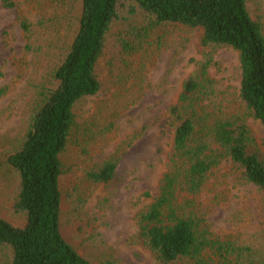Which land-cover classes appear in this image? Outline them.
Returning <instances> with one entry per match:
<instances>
[{"label":"trees","instance_id":"1","mask_svg":"<svg viewBox=\"0 0 264 264\" xmlns=\"http://www.w3.org/2000/svg\"><path fill=\"white\" fill-rule=\"evenodd\" d=\"M52 1L25 0L40 24L46 23L43 18ZM53 2L61 3V9L70 3ZM250 2L79 0L73 38L51 73L55 87L40 94L22 141L3 160L18 177L13 209L23 216L24 224L16 227L0 217L1 264H91L60 229L61 157L68 145L84 138V130L93 136L91 128L97 131L117 118L121 109L138 103L148 85V69L162 47L160 39L146 43L147 36L166 26L198 31L200 57L187 61L188 75L168 105L162 126L171 129L170 150L156 195L144 194L150 200L137 211L133 230L159 264H264V222L261 231L250 237L240 231L215 232L200 205L228 180L264 193V154L249 124L253 119L264 127V28L251 15ZM3 5L15 7L13 0H3ZM138 18L142 22L136 25L133 20ZM115 23L125 28L114 42L120 66L117 72L109 70L113 81L106 84L101 62ZM19 26L26 41H31L32 24L25 16L19 17ZM223 47L238 55L239 83L233 92L224 90L211 73L212 53ZM110 84V98L79 124L80 103L107 93ZM113 106L117 110L112 113ZM116 165L113 156L97 169L85 171L86 185L108 184Z\"/></svg>","mask_w":264,"mask_h":264},{"label":"rangeland","instance_id":"2","mask_svg":"<svg viewBox=\"0 0 264 264\" xmlns=\"http://www.w3.org/2000/svg\"><path fill=\"white\" fill-rule=\"evenodd\" d=\"M53 1L43 18L46 23L40 24L38 15L25 0H13V8L0 0V217L16 227L24 224L23 216L13 209L18 177L7 170L3 160L22 141L40 94L55 87L51 73L68 50L79 9V0H69V6L62 9L61 3ZM71 2L75 3L70 7ZM249 8L264 28V0H251ZM20 16L32 24L31 41H26L20 29ZM133 21L138 25L142 19ZM121 29H125L123 24L115 23L107 36L101 62V78L106 84L113 81L109 70L117 72L120 66L114 42ZM147 37L146 43L160 39L162 47L148 69V85L138 103L121 109L117 118L107 121L109 125L100 126L97 131L91 128L93 136L88 129L84 130V138L68 145L61 157L64 173L60 229L63 238L91 264H159L138 240L133 230L134 219L150 200L144 194L156 195L157 181L171 145V129L162 125L168 105L176 99L188 75L187 61L200 57V33L166 26ZM29 44L32 48L28 50ZM212 59L213 76L224 90L236 91L233 87L239 83L237 53L223 47L212 53ZM132 67L126 70H135V65ZM112 86L107 93L103 91L80 103L79 124L94 116L103 100L110 98ZM116 108L113 106L111 112ZM249 124L264 154V127L253 119ZM113 156L117 165L112 180L106 185L87 186L84 172L97 169ZM228 181L203 199L201 213L215 232L240 231L250 237L263 226L264 193L254 186Z\"/></svg>","mask_w":264,"mask_h":264}]
</instances>
